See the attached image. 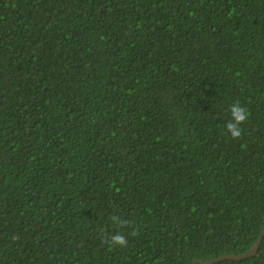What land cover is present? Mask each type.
<instances>
[{
  "label": "trees",
  "instance_id": "obj_1",
  "mask_svg": "<svg viewBox=\"0 0 264 264\" xmlns=\"http://www.w3.org/2000/svg\"><path fill=\"white\" fill-rule=\"evenodd\" d=\"M263 228L264 0H0V264H195Z\"/></svg>",
  "mask_w": 264,
  "mask_h": 264
},
{
  "label": "clouds",
  "instance_id": "obj_2",
  "mask_svg": "<svg viewBox=\"0 0 264 264\" xmlns=\"http://www.w3.org/2000/svg\"><path fill=\"white\" fill-rule=\"evenodd\" d=\"M229 111L231 119L226 124L227 133L230 134L233 139H239L242 137L244 131L242 125L246 124L249 119V111L247 108L242 106L239 101L234 102L230 106ZM110 220L114 225L122 229L129 228L133 223L127 219H122L118 215H112L110 217ZM129 234L135 236L137 232L132 231ZM105 242L108 243L110 247L119 246L121 248H124L128 245L126 234L120 231L112 234Z\"/></svg>",
  "mask_w": 264,
  "mask_h": 264
},
{
  "label": "water",
  "instance_id": "obj_3",
  "mask_svg": "<svg viewBox=\"0 0 264 264\" xmlns=\"http://www.w3.org/2000/svg\"><path fill=\"white\" fill-rule=\"evenodd\" d=\"M264 238V228L261 232V235L259 236L258 240L256 241V243L253 245V247L246 251L243 254H239V255H230V256H225V257H221L218 259H214V260H210V261H196L195 264H218L221 261H243V260H247L250 258H253L255 256H257L259 248L261 246V243L263 241Z\"/></svg>",
  "mask_w": 264,
  "mask_h": 264
}]
</instances>
